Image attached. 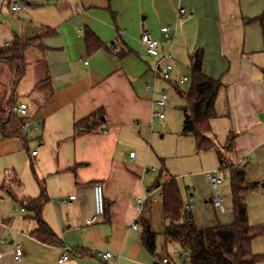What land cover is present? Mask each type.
Segmentation results:
<instances>
[{
	"label": "crops",
	"instance_id": "0c3cea01",
	"mask_svg": "<svg viewBox=\"0 0 264 264\" xmlns=\"http://www.w3.org/2000/svg\"><path fill=\"white\" fill-rule=\"evenodd\" d=\"M17 1L20 11L7 39L0 35V46L16 36L31 38L14 107L26 104L25 116L18 114L29 125L23 136L0 135V264H155L165 252L180 264L171 252L177 244L163 235L168 219L161 186L175 176L154 141L169 133V126L166 115L157 114L164 106L153 99L164 90L169 94L165 106L171 103L167 90L175 89L173 82L189 80L198 48L202 71L222 84L211 136L222 146L228 133H235L226 154L243 166L246 180L258 183L246 196L247 213L251 224L264 223V26L258 19L264 0ZM5 2L10 4L0 0V7ZM179 8L186 13L179 14ZM165 25L171 27V40L161 30ZM88 30L103 43L92 53L85 43ZM146 31L172 53L170 80L153 73L155 58L140 41ZM183 76L187 79L179 82ZM146 83L155 91L149 92ZM182 100L176 145L183 143L179 135L192 137L181 132ZM100 109L90 130L74 134L76 121ZM192 139L199 161L209 152L214 161L200 162L186 177L184 203L191 200L198 228L228 224L233 220L231 199L224 202L219 193L225 176L215 190L204 175L218 167L217 151H197ZM96 182L102 185L105 211L87 223L94 212ZM40 183L46 199L39 216L54 233L51 240L34 233L37 213L26 205L41 195ZM143 195L147 199L138 205L136 198ZM215 195L222 198L221 208L212 204ZM144 225L156 232L153 252L142 242ZM16 245L23 250L19 260L13 258ZM251 249L264 255V234L253 238ZM98 251L112 255L103 258ZM65 252L68 259L59 263ZM257 264H264V257Z\"/></svg>",
	"mask_w": 264,
	"mask_h": 264
},
{
	"label": "trees",
	"instance_id": "16d2710c",
	"mask_svg": "<svg viewBox=\"0 0 264 264\" xmlns=\"http://www.w3.org/2000/svg\"><path fill=\"white\" fill-rule=\"evenodd\" d=\"M264 26V12L258 16ZM37 37V36H35ZM31 38L15 37L6 46H0V65H4L10 73V82L6 90L0 94V135L23 136L21 117L14 108L17 100L16 86L24 73L26 60L24 50ZM85 43L88 53L100 48L103 43L92 32L87 31ZM203 53L197 49L190 62V84L186 91L180 89V84L173 82L178 95L185 100L182 106L184 119L181 132L194 138L197 151L214 148L218 155V167L224 168L229 176L230 199L233 220L228 224L198 228L190 210H184V200L180 189L171 179L161 186L162 208L168 219L163 229L166 240L175 242L181 248L188 249L185 258L190 264H257L264 255L256 254L251 249L254 237L264 234V223L251 224L247 213V194L258 183L248 181L241 164L230 159L226 152L234 143L235 133H228L222 146H218L211 136V119L217 115L215 99L221 88V81L208 77L202 71ZM170 80V79H169ZM102 110L86 116L74 124V134L88 131L100 119ZM41 195L27 202L28 207L36 211L39 228L34 233L43 240L54 237L52 230L39 216V210L46 195L43 185ZM41 229V230H40ZM142 242L148 250L153 252L156 247V232L144 225Z\"/></svg>",
	"mask_w": 264,
	"mask_h": 264
},
{
	"label": "built area",
	"instance_id": "2783aa9c",
	"mask_svg": "<svg viewBox=\"0 0 264 264\" xmlns=\"http://www.w3.org/2000/svg\"><path fill=\"white\" fill-rule=\"evenodd\" d=\"M21 8L20 3L17 0H10L9 9L10 11H17ZM179 14H185L186 9L185 8H179L178 10ZM162 32L164 33V36L167 40H171V27L169 25L162 26L161 28ZM141 43L145 46L147 52L153 56L154 62H153V73L163 80H169L172 77V71H173V56L170 50L163 49L159 40L155 37H153L149 32H143L140 36ZM4 46L8 45L7 42L3 44ZM187 78L185 76L181 77L179 79V82L185 81ZM146 89L149 92H154L155 88L151 83H146L145 85ZM154 103L158 106H165L169 100V94L166 93L164 90H162L157 98H154ZM26 104L23 102H20L19 105L16 107V111L21 115L25 116L26 113ZM160 117H163V112L157 113ZM41 123V121H39ZM29 125V122L27 120H23L21 124V130L22 134L26 133V129ZM32 155L37 154V150H32ZM130 156H134V152H130ZM206 180L212 184L215 190L218 189V185L221 183L222 178L227 175V171L224 168L217 167L211 170H207L204 172ZM262 183H264V177L261 178ZM93 195H94V212L93 214L88 218L87 223H94L98 217L104 214L105 211V201H104V195L102 190V185L99 182H96L93 184ZM70 198H73V196H70ZM147 199V195H143L136 198V202L138 205H142L145 200ZM192 199V198H191ZM222 198L218 195H215L212 197V204L218 208L222 207ZM192 203L191 200H188L184 203L183 209L184 210H191ZM137 224H132V227H136ZM171 252L174 256H176L177 259H179L180 264H190L187 261H185V258L188 256V249L181 248L178 245H174L171 248ZM23 250L20 245H16L13 250V258L14 260H19L22 257ZM98 255H100L103 258H108L112 254L109 251H98ZM69 257V253L65 252L58 258V262L61 263L65 260H67ZM155 264H174V259L172 255L169 252H165L162 254L157 262Z\"/></svg>",
	"mask_w": 264,
	"mask_h": 264
},
{
	"label": "rangeland",
	"instance_id": "374dc122",
	"mask_svg": "<svg viewBox=\"0 0 264 264\" xmlns=\"http://www.w3.org/2000/svg\"><path fill=\"white\" fill-rule=\"evenodd\" d=\"M20 11V10H18ZM17 15L16 12H11L9 10V5L5 2L0 7V35L7 39L8 29L12 26L11 22L15 20L14 16ZM189 80L184 84L180 85V89L186 91L190 84V74L188 73ZM10 82V73L4 65H0V94L6 90ZM20 88V87H19ZM172 95L171 103L167 106H164L162 112L166 115L165 120L169 126V133L165 134L162 138H157L154 140L156 143L159 142V147L164 151L166 157V164L170 172L175 176V180L180 187V192L183 197L182 190L184 189V181L186 177H189L190 174H193L194 171H197V168L200 164L212 165L214 161L212 157V152L207 153L206 157L199 161L201 153H196L194 150L193 139L192 137H183L179 135L180 140H183V143L177 144V133H174L176 128L180 129L182 122V114L179 107L183 104L182 98L178 95L175 89L167 90ZM183 138V139H182ZM185 138V139H184ZM201 160V159H200ZM184 162V163H183ZM195 165L193 166L192 164ZM183 163V165H182ZM194 167V168H193ZM220 195L224 196V202L229 200L230 202V191H229V176L224 177L223 184L221 185ZM162 238L159 234V239ZM170 247V246H169Z\"/></svg>",
	"mask_w": 264,
	"mask_h": 264
}]
</instances>
